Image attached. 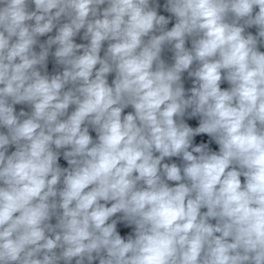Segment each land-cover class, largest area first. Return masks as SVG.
<instances>
[{
    "label": "clouds",
    "instance_id": "1",
    "mask_svg": "<svg viewBox=\"0 0 264 264\" xmlns=\"http://www.w3.org/2000/svg\"><path fill=\"white\" fill-rule=\"evenodd\" d=\"M0 264H264V0H0Z\"/></svg>",
    "mask_w": 264,
    "mask_h": 264
}]
</instances>
